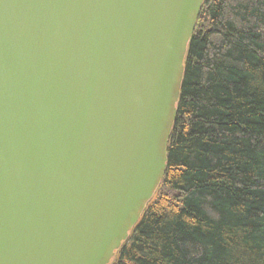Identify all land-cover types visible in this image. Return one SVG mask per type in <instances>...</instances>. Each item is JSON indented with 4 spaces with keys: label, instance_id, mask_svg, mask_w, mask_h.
<instances>
[{
    "label": "water",
    "instance_id": "obj_1",
    "mask_svg": "<svg viewBox=\"0 0 264 264\" xmlns=\"http://www.w3.org/2000/svg\"><path fill=\"white\" fill-rule=\"evenodd\" d=\"M203 0H0V264H110L168 164Z\"/></svg>",
    "mask_w": 264,
    "mask_h": 264
},
{
    "label": "trees",
    "instance_id": "obj_2",
    "mask_svg": "<svg viewBox=\"0 0 264 264\" xmlns=\"http://www.w3.org/2000/svg\"><path fill=\"white\" fill-rule=\"evenodd\" d=\"M167 154L110 264H264V0H203Z\"/></svg>",
    "mask_w": 264,
    "mask_h": 264
}]
</instances>
